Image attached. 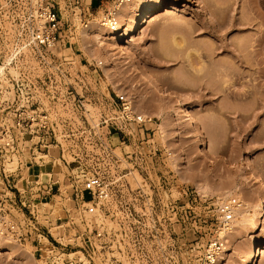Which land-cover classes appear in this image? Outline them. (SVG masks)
Wrapping results in <instances>:
<instances>
[{"label": "rangeland", "instance_id": "rangeland-1", "mask_svg": "<svg viewBox=\"0 0 264 264\" xmlns=\"http://www.w3.org/2000/svg\"><path fill=\"white\" fill-rule=\"evenodd\" d=\"M42 1L60 16L50 47H38L28 28L41 0H0V124L16 127L21 113L25 133L13 129L11 137L26 144L0 158V187L4 170L9 188L35 206L40 230L25 240L4 237L0 264H51L52 244L56 264H203L207 244L218 238L224 248L214 264H244L264 237V190L238 162L264 176V96L239 93L264 91V0H176L178 9L145 19L126 44L97 38L110 33L103 16L116 0L100 8L91 0ZM238 19L244 23L228 26ZM233 38L239 48L252 44L251 66L223 48ZM231 67L244 75L225 81ZM141 68L192 108L219 159L203 152ZM93 175L110 193L88 214L90 194L81 191ZM226 203L233 214L227 222ZM10 208L29 217L21 202ZM227 227L233 231L224 238ZM53 236L74 248L62 249ZM86 250L96 258H85ZM255 264H264V249Z\"/></svg>", "mask_w": 264, "mask_h": 264}, {"label": "built area", "instance_id": "built-area-1", "mask_svg": "<svg viewBox=\"0 0 264 264\" xmlns=\"http://www.w3.org/2000/svg\"><path fill=\"white\" fill-rule=\"evenodd\" d=\"M117 3L125 2L128 0H116ZM78 2V1H77ZM115 10H106V14L103 16V22L105 25L110 26V28H114L115 26L119 25V19L117 15L115 14ZM60 16L58 13V10L55 7H51L50 5H44L43 1L41 4H39L34 12H31L28 17V28L29 32L31 34L33 42L38 46H53L55 45L56 40V31L58 28V22H59ZM1 84V82H0ZM0 93H2V88L0 86ZM4 102L0 103V114L5 113V107H1ZM123 111L125 113V116L127 119H132L133 117L130 116V106L126 103H123ZM32 115H30L31 117ZM136 119L138 121H143V117L141 115H137ZM0 128L2 130L0 131V158L6 159L9 154H13L14 152H17L19 149H24V142L20 143L17 140H15L14 136L11 137V130L18 129L21 133H25V130L22 128V114H18V118L16 121V127L11 128L9 125H6L5 123L0 124ZM22 145V146H21ZM26 145V144H25ZM28 147V146H27ZM2 178L4 180V183L6 184V188L0 187V238H4L7 236H15L16 239H23L30 238L29 236H32L37 234L35 230L39 229V225L37 224V216L34 211V207L32 206V202L30 200H27V198L22 199L24 195L20 191V189L16 186L15 190L13 187L9 188V174H7L4 170L1 171ZM11 175V174H10ZM7 179V180H6ZM8 181V183H6ZM52 186V185H51ZM10 194H9V192ZM18 192V193H17ZM90 194V200L85 201L86 205V212L88 214H93L96 211V208L99 204L103 203L105 199L109 196V187L106 181L101 178L100 176L93 175L86 178L84 188L81 191V197L83 198L85 193ZM18 202H21L22 206L27 208V212L29 213V217L26 215L22 217L21 219L14 216V214L11 211L10 206L17 205ZM10 205V206H9ZM224 211V221H228L233 217L232 214V206L229 203H226L223 208ZM91 225H93L92 220L89 221ZM70 225H75L74 217L71 216L69 219ZM65 230V229H64ZM40 231V230H38ZM40 234V233H39ZM101 234L100 230L98 231V235ZM53 238L57 241L58 239L53 236ZM61 244V248L65 249V247L68 248L72 247L74 248L73 244H62V242H59ZM52 244V243H50ZM51 248L48 249V258L51 260V264H56L57 255L54 252L55 246H50ZM224 248V242L221 240V238L213 239L211 240L206 248H205V257H204V263L203 264H214L220 253L222 252ZM80 250L70 251L66 254H74ZM81 252V251H80ZM85 253V252H84ZM83 253V254H84ZM85 258H89V260L96 258V254L94 252H90L86 250V253L84 254ZM70 259V258H69ZM73 259V257H72ZM81 260V257L78 258ZM73 262H65L64 264H72Z\"/></svg>", "mask_w": 264, "mask_h": 264}, {"label": "bare ground", "instance_id": "bare-ground-1", "mask_svg": "<svg viewBox=\"0 0 264 264\" xmlns=\"http://www.w3.org/2000/svg\"><path fill=\"white\" fill-rule=\"evenodd\" d=\"M41 2H42V0H41ZM38 4H40V2ZM142 4H145V5L142 8H139V6H141ZM222 4L220 6H218V7H220V9L225 10V9L228 8V6H225L226 3L224 5H222ZM110 9L115 10V12H116L115 14L117 15V17L119 19V25L115 26L114 28H111L110 33H108L106 35H101V34L99 35L98 34L97 38H98V40H101V39L102 40L103 39H105V40L107 39L108 40V39H111V38H117L119 43L126 44V42L132 36H136V34L138 35V32L140 31V27L144 23L145 19L154 17L158 13H164V12H169L172 9L173 10L178 9V2L176 0H169V1H166V0H128V1H125V2L117 3L113 8H110ZM209 12L211 13L212 11L210 10ZM238 23L242 24L244 22L241 21V20L239 21V19H238V21L234 20L228 26L232 27V26H235V24H238ZM219 24L222 25L223 23L220 22ZM93 26L95 27V25H93ZM93 26H91V28H93ZM99 29H100V27H99ZM88 33L89 32L87 30L84 31L83 32L84 37H87ZM91 33H92V31H91ZM222 40H223V37H222ZM221 43H222L223 48L225 49V51H227V54H229L230 57L234 58L235 61L240 62L241 64H245L247 66L248 65L251 66V64H250L251 63V57H250L251 53H249V49H247V47L252 46V44H247L248 43L247 42V43H245L246 44L245 45L244 42H243L244 46L242 45L239 48L238 46L235 45L236 43H234V38H233V40L231 39L230 43H228V44L227 43L225 44L222 41H221ZM239 46H240V44H239ZM228 47H230L231 49L230 48L227 49ZM244 51H247V53H245V54L242 53ZM127 58L131 59L132 57H130V55L128 54ZM10 60H11V57H9V61ZM130 61H132V59ZM3 67L4 66L0 64V70L1 71L3 70ZM138 68H140V67L138 66ZM231 68H232L231 69L232 71L225 75V79H224L225 81L230 79V78H233L234 76L241 77V76L244 75L237 68H236L237 70L234 69L233 67H231ZM138 71H139V69H138ZM141 71L144 73V74L141 73V75H143V77L145 79H147L152 84L153 87H155L156 89H158V90H160L162 92V98L165 100V102L170 104L171 107L173 106V107L177 108V110L179 111L181 117L188 123L189 127L192 129L193 137H195V139H197L199 141V144L202 147L203 152H205V154L208 157L212 158V159H219L220 157L216 154V152L213 150V148L209 145L208 140L204 137L203 130H202V125H201L200 121L193 114L192 108L184 105L179 100L173 98L172 93L170 92V90L168 88L162 86L158 81H156L154 78H152L149 74L145 73L142 70V68H141ZM141 71H139V72H141ZM261 74H262L261 76L264 77V68L261 69ZM263 92L258 90V89H254L253 88L252 90H247V91L244 90V92H240L239 94H242V95H244V94H246V95L248 94L249 95L250 94V95L262 97V96H264ZM236 94H237V92H236ZM259 97H256V98L259 99ZM253 98H255V97H253ZM130 102H132V101H130ZM163 125L164 124L162 123V126ZM238 168L242 172L243 171L248 172L249 178L254 180V182L260 183L262 188H263V190H264V176L261 174V172L256 167L252 166L251 169L249 170L247 168V166L242 161H239L238 162ZM243 214L244 213H242L241 211H237L236 212L237 217L238 216H242ZM245 217H246V215H245ZM261 220H262V224H263V228H264V203L261 206ZM228 223H230V222H228ZM227 229L230 232L233 231V229L230 230V227H227V228H225V230H222L221 231V235L224 238H226L225 236L227 234L226 233ZM228 235H227V237H229ZM1 240H3V238H0V241ZM226 247H227V245H226ZM251 249L252 250L250 251V253H248V256L245 259L244 264H255L258 261L260 255H261V253H262V251L264 249V237H262L260 240L255 242Z\"/></svg>", "mask_w": 264, "mask_h": 264}, {"label": "crops", "instance_id": "crops-1", "mask_svg": "<svg viewBox=\"0 0 264 264\" xmlns=\"http://www.w3.org/2000/svg\"><path fill=\"white\" fill-rule=\"evenodd\" d=\"M110 1L111 0L106 1V2H109L110 3ZM104 3H105V0H91V7H93V6L96 5L98 8H100ZM30 162L32 164L31 163H28V161L25 162L26 163V167L27 168H30V169L31 168H34L36 166V164H34L36 162V160L31 159ZM22 167H23V165H22Z\"/></svg>", "mask_w": 264, "mask_h": 264}]
</instances>
